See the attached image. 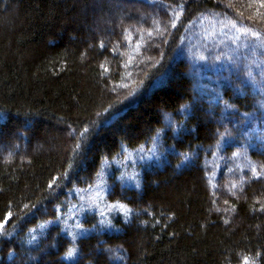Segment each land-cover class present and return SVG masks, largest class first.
<instances>
[{"label": "trees", "instance_id": "1", "mask_svg": "<svg viewBox=\"0 0 264 264\" xmlns=\"http://www.w3.org/2000/svg\"><path fill=\"white\" fill-rule=\"evenodd\" d=\"M122 1L144 20L0 0V264H264V0ZM155 140L123 184L112 162ZM106 164L129 213L73 239L55 222Z\"/></svg>", "mask_w": 264, "mask_h": 264}, {"label": "rangeland", "instance_id": "2", "mask_svg": "<svg viewBox=\"0 0 264 264\" xmlns=\"http://www.w3.org/2000/svg\"><path fill=\"white\" fill-rule=\"evenodd\" d=\"M98 2L99 0H95ZM109 4V11L111 15L100 16L97 15L96 19L93 20L92 25L100 26L101 23L106 19L113 20L114 23H121L123 19L128 18V14L136 13L139 20H144V13L138 7L134 6L131 2H123L122 0H100ZM100 28V27H99ZM90 30H93L90 28ZM96 30V29H95ZM178 79H175L177 82ZM30 134V132H29ZM2 136V133H0ZM154 141L151 145L136 151H124L119 159L114 160L112 163L118 169H120V180L123 184L134 186L139 184V177L142 169L148 165L158 162L161 163L164 160V153L158 147V143ZM6 147V145H4ZM7 148V147H6ZM26 152V151H24ZM190 158L185 156V164L189 162ZM109 164H106V169L100 174L95 183L86 188H78L70 194V199L67 202L66 213L60 216L55 222L62 225L64 229L69 232V235L76 239L83 236L91 231L82 224L83 219L88 214H97L101 221H106L110 213L121 212L125 215L129 213L127 207L121 204H111L108 200V193L110 191V184L108 183V172L110 173ZM104 213V215H101ZM90 230V231H89ZM73 251V256H65V260L68 262L74 261L76 257V251L74 248L70 249ZM69 250V251H70Z\"/></svg>", "mask_w": 264, "mask_h": 264}, {"label": "snow or ice", "instance_id": "3", "mask_svg": "<svg viewBox=\"0 0 264 264\" xmlns=\"http://www.w3.org/2000/svg\"><path fill=\"white\" fill-rule=\"evenodd\" d=\"M101 215H104V213H101ZM8 216L10 217L11 216V213L8 214ZM6 223V221H5ZM101 223L103 224L104 221H101ZM95 227V226H94ZM3 229H4V224L3 223H0V233L3 232ZM68 257H72L73 256V251H68L67 254H66Z\"/></svg>", "mask_w": 264, "mask_h": 264}]
</instances>
